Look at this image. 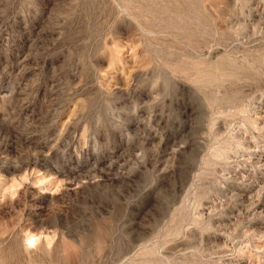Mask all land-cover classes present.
<instances>
[{
  "label": "rangeland",
  "instance_id": "374dc122",
  "mask_svg": "<svg viewBox=\"0 0 264 264\" xmlns=\"http://www.w3.org/2000/svg\"><path fill=\"white\" fill-rule=\"evenodd\" d=\"M262 164L264 0H0V264H264Z\"/></svg>",
  "mask_w": 264,
  "mask_h": 264
},
{
  "label": "bare ground",
  "instance_id": "6f19581e",
  "mask_svg": "<svg viewBox=\"0 0 264 264\" xmlns=\"http://www.w3.org/2000/svg\"><path fill=\"white\" fill-rule=\"evenodd\" d=\"M194 113V112H193ZM149 135V134H148ZM248 147V146H247ZM252 148V147H251ZM256 151V150H255ZM260 153V152H259ZM254 154H255V152H254ZM254 154H253V157L255 158L256 156H254ZM243 157H244V155H243ZM252 157V156H251ZM260 157V156H259ZM249 158V157H248ZM261 158V157H260ZM256 159V158H255ZM258 159V158H257ZM238 161V160H237ZM243 161V160H242ZM252 161H253V159H252ZM256 161V160H255ZM254 161V162H255ZM254 162H253V164H254ZM259 162V161H258ZM238 164V163H237ZM252 164V163H251ZM257 164V163H256ZM250 165V164H249ZM255 165V164H254ZM261 166H263L264 167V165L262 164ZM236 167V166H235ZM257 167V166H256ZM258 167H259V165H258ZM257 167V168H258ZM247 168V167H246ZM260 168V167H259ZM254 169V168H253ZM263 169V168H262ZM248 170H250V169H248ZM252 173V172H251ZM241 174V173H240ZM244 174V173H243ZM260 177V176H259ZM262 180V179H261ZM241 182V181H240ZM240 184V183H239ZM241 184H242V182H241ZM248 186V185H247ZM254 186V185H253ZM252 186V187H253ZM259 188V187H258ZM242 192V191H241ZM235 193V192H234ZM237 199V198H236ZM240 200V199H239ZM231 201V200H230ZM244 204V203H243ZM228 206V205H227ZM229 214V213H228ZM245 214V213H244ZM32 238H34V237H32ZM31 238V239H32ZM29 241H30V239H28ZM34 241H36V240H34Z\"/></svg>",
  "mask_w": 264,
  "mask_h": 264
}]
</instances>
